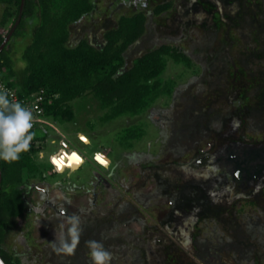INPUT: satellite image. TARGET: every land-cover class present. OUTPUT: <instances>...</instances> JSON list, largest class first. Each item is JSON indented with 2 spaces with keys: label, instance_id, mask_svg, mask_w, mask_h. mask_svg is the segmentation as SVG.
Masks as SVG:
<instances>
[{
  "label": "rangeland",
  "instance_id": "1",
  "mask_svg": "<svg viewBox=\"0 0 264 264\" xmlns=\"http://www.w3.org/2000/svg\"><path fill=\"white\" fill-rule=\"evenodd\" d=\"M94 2L95 12L70 27V46L86 40L102 48L122 16L141 11L147 30L126 52L123 71L162 46L191 64L166 57L159 93L135 116L107 120L113 110L88 94L73 102L74 121L38 129L42 152L32 156L41 172L29 182L50 186L39 184L45 194L32 189L35 212L17 219L4 248L22 264H91L89 240L103 243L111 264H264V0ZM168 2L171 9L155 14ZM6 7L0 4L3 36ZM37 26L29 23L11 42L18 70L27 66ZM134 132L141 137L132 139ZM65 145L86 163L53 174L51 157ZM98 154L109 158V169L96 162ZM98 175L110 187L99 186L92 205ZM57 201L82 219L72 256L50 244L65 218L45 205Z\"/></svg>",
  "mask_w": 264,
  "mask_h": 264
},
{
  "label": "trees",
  "instance_id": "2",
  "mask_svg": "<svg viewBox=\"0 0 264 264\" xmlns=\"http://www.w3.org/2000/svg\"><path fill=\"white\" fill-rule=\"evenodd\" d=\"M0 4L7 6L1 25L6 27L10 23L8 34H0L1 47L19 18L22 0H0ZM172 6L170 2L160 4L156 6L155 14H162ZM95 10L94 0H26L22 19L0 55V79L10 88L17 89L20 95L45 90L49 96H59L46 110L47 117L57 123L74 121L73 102L88 94H93L102 108L113 110L107 120L135 116L159 93V78L165 72L166 57L191 64L188 56L177 48L162 46L123 71L126 52L147 30L148 17L141 11L122 16L118 26L105 34L102 48L86 40L70 46V27ZM36 21L38 26L34 29L33 42L24 53L27 66L18 70L11 56V42L24 34L29 23ZM164 88L165 92L171 93L170 86ZM261 94L264 97V89ZM140 137L135 132L131 135L132 139ZM39 152H42V146L32 145L18 161H0V257L6 264H22L4 245L17 219L30 210L26 193L29 179L41 172L32 156ZM50 165L55 168L52 163Z\"/></svg>",
  "mask_w": 264,
  "mask_h": 264
},
{
  "label": "clouds",
  "instance_id": "3",
  "mask_svg": "<svg viewBox=\"0 0 264 264\" xmlns=\"http://www.w3.org/2000/svg\"><path fill=\"white\" fill-rule=\"evenodd\" d=\"M32 111L22 103L13 102L6 91H0V161L12 163L30 150L36 135L33 129ZM55 159V157H53ZM51 162L52 158H51ZM54 165V163H53ZM56 167V166H55ZM56 232V239L51 242L58 254H75L83 233L82 219L79 214L68 216ZM91 264H111L112 254L97 240L86 241Z\"/></svg>",
  "mask_w": 264,
  "mask_h": 264
},
{
  "label": "built area",
  "instance_id": "4",
  "mask_svg": "<svg viewBox=\"0 0 264 264\" xmlns=\"http://www.w3.org/2000/svg\"><path fill=\"white\" fill-rule=\"evenodd\" d=\"M0 91H6L9 94L10 100L22 103L32 111L34 117L32 131L36 133L38 129L46 131V127L55 128L50 119L47 117L46 110L47 106L51 104L54 99H58V95H54L53 97L49 96L45 90H40V92L31 95H20L17 89L10 88L1 79ZM36 138L37 137L35 135L31 146L34 145L36 148H39L43 144V141Z\"/></svg>",
  "mask_w": 264,
  "mask_h": 264
},
{
  "label": "flooded vegetation",
  "instance_id": "5",
  "mask_svg": "<svg viewBox=\"0 0 264 264\" xmlns=\"http://www.w3.org/2000/svg\"><path fill=\"white\" fill-rule=\"evenodd\" d=\"M90 140V139H89ZM91 142V141H90ZM85 143V142H84ZM91 144V143H90ZM86 145H88V144H86ZM65 147H66V149L65 150H68L69 152H71L70 151V149H71V147L69 146V145H65ZM80 155L85 159V163H86V157H84L81 153H80ZM97 156V155H96ZM102 157H104L106 160H108L109 161V163H110V165L108 166V167H105V166H103L101 163H99L96 159V162L98 163V164H100L102 167H104L105 169H109L111 166H112V163H111V161L109 160V158H107L106 156H102ZM96 158V157H95ZM52 163V162H51ZM84 163V164H85ZM53 164V163H52ZM83 164V165H84ZM54 167H55V165H54ZM82 168V167H81ZM80 168V169H81ZM79 169V170H80ZM67 170H69V172L71 173V172H75V171H73L72 169H67ZM78 171V170H77ZM53 174H61L60 172H59V170L57 169V167H55V168H53L52 169V171H51ZM65 172V171H64ZM94 173H96V172H94ZM42 183H46V185H49L50 186V184L47 182V181H44V182H42ZM42 183H40V182H38V183H30L29 182V185H28V188H27V193L26 194H28L29 196L31 195V193H32V189H36V190H38V191H41V192H44V194L47 192L46 190H41L40 188H39V184H42ZM93 184V186H92V193L94 194V200L93 201H90V204H92V205H96V202H97V200H98V194H97V189L99 188V186H103V187H110V184H109V181H107V179L105 178V177H103L102 175H98V176H96V182L95 183H92ZM45 196V195H44ZM56 200V199H55ZM54 200V202H56ZM27 202H28V204H29V207H30V210H29V212H27V213H25L24 214V216L23 217H26V216H28L29 214L28 213H30V212H35V208H33L32 206H33V201H32V199H31V196H30V198L28 197V200H27ZM64 204H60L59 203V201H57V203H53V202H48L46 205H45V207H51L53 210H54V213L59 217H61V216H63L65 219L68 217V216H70V215H72L73 213H75V207L73 208L72 207V205L70 204V203H68L67 201H62ZM86 203H89V201L87 200L86 201ZM87 208V207H86ZM90 210H88V211H85V212H89ZM61 221V220H60ZM59 221V222H60Z\"/></svg>",
  "mask_w": 264,
  "mask_h": 264
},
{
  "label": "bare ground",
  "instance_id": "6",
  "mask_svg": "<svg viewBox=\"0 0 264 264\" xmlns=\"http://www.w3.org/2000/svg\"><path fill=\"white\" fill-rule=\"evenodd\" d=\"M81 138L83 140H85V142L87 144L90 143L89 139L85 136H81ZM53 157H55V159H53ZM52 157V161H54V165L57 166V169L59 170L60 173H63L64 171H66V169H72L74 170H78L80 169L83 164L85 163V159L80 155V153L78 152H69L68 150H64L62 152V154H58ZM102 160V162H106L105 158L101 156L100 158Z\"/></svg>",
  "mask_w": 264,
  "mask_h": 264
},
{
  "label": "water",
  "instance_id": "7",
  "mask_svg": "<svg viewBox=\"0 0 264 264\" xmlns=\"http://www.w3.org/2000/svg\"><path fill=\"white\" fill-rule=\"evenodd\" d=\"M25 4H26V0H22V5H21V11H20V14H19V18L15 24V26L13 27L12 31L10 32V34L8 35V37L6 38V40L4 41V43L2 44V46L0 47V55L1 53L3 52V50L5 49L6 45L10 42L11 38L13 37L15 31H16V28L18 27L21 19H22V16H23V12H24V8H25ZM83 140V139H82ZM85 142V140H83ZM86 143V142H85ZM101 154H98L96 156V160L101 163L103 166L105 167H108L110 165L109 161L108 160H105L106 162H102V160L100 159L101 158ZM54 162V161H53ZM57 167V166H56ZM71 169V168H70ZM1 182H2V172H1V166H0V190H1ZM0 264H6L0 257Z\"/></svg>",
  "mask_w": 264,
  "mask_h": 264
}]
</instances>
